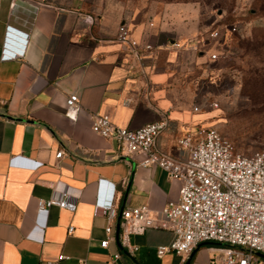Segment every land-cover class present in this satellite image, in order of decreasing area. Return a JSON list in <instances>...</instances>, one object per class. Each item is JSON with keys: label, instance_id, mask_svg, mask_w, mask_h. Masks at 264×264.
<instances>
[{"label": "crops", "instance_id": "obj_1", "mask_svg": "<svg viewBox=\"0 0 264 264\" xmlns=\"http://www.w3.org/2000/svg\"><path fill=\"white\" fill-rule=\"evenodd\" d=\"M171 12L150 18L125 0H0V55L7 28L28 33L23 56L0 58V264H113L116 252L115 264H171L172 252L156 255L174 236L167 228L131 234L138 249L129 253L115 237L116 221L101 246L106 219L93 215L100 178L114 187L117 213L143 204L160 209L181 182L158 165L139 164V154H123L113 139L92 131L90 119L108 113L116 124L138 127L166 118L155 147L184 159L177 139L205 122L191 104L190 61L196 64L197 55L212 62L190 48L198 33L192 38L176 29L166 18ZM85 15L92 22H83ZM121 23L140 43L152 44V51L141 50L142 62L116 40ZM8 36L10 45L19 44ZM71 92L82 107L76 120L65 115ZM55 188L74 195L75 209H37ZM203 252L194 264L209 257Z\"/></svg>", "mask_w": 264, "mask_h": 264}, {"label": "built area", "instance_id": "obj_2", "mask_svg": "<svg viewBox=\"0 0 264 264\" xmlns=\"http://www.w3.org/2000/svg\"><path fill=\"white\" fill-rule=\"evenodd\" d=\"M83 22H92L90 15ZM245 23L217 26L197 37L190 48L207 52L210 62L218 58V50L228 33L242 35ZM7 28L0 58L3 60L23 56L28 33ZM8 35L19 39L18 45ZM116 40L129 47L139 60L147 55L141 50L152 51L151 43H140L126 23L119 24ZM177 46L178 43H175ZM217 107L218 102L206 97L199 98L193 105L194 111L202 107ZM82 107L76 92L65 97V115L76 120ZM91 129L105 138L113 139L125 155H141L139 164L158 165L170 178L179 179L181 184L175 198L169 199L157 210L147 205L128 206L122 209L117 240L129 253L138 249L131 242V234L143 233L148 227H161L173 232L172 240L156 247V255L162 257L167 252L179 256L178 264H183L192 250L203 241H214L226 245L219 253L211 251L201 264H264L256 252L264 253V151L250 154L239 152L233 143L216 127L197 123L189 127L177 139L178 148L185 152L184 159L158 151L155 139L168 125L166 118L146 122L138 127L119 125L112 121L108 113L90 114ZM62 149L56 152L61 157ZM58 205L75 209V197L64 189H53L52 194L39 198L37 209H47ZM93 215H103L106 236L101 246H107L112 235L113 222L117 221L116 197L112 184L100 178L97 196L93 205ZM72 226L68 231H72ZM116 252L111 258L119 257ZM67 257L60 254L58 259ZM82 264H86L83 262Z\"/></svg>", "mask_w": 264, "mask_h": 264}, {"label": "rangeland", "instance_id": "obj_3", "mask_svg": "<svg viewBox=\"0 0 264 264\" xmlns=\"http://www.w3.org/2000/svg\"><path fill=\"white\" fill-rule=\"evenodd\" d=\"M125 1L150 18L162 19L165 8L172 11L166 18L176 29L184 30L192 38L198 33L188 44L217 26L245 23L242 35L226 34L215 62L209 63L205 56L197 55L196 64L189 60V78L194 85L191 104L201 97L216 100L217 107L195 111L205 115V122L201 123L216 127L239 152L264 151V0ZM173 7H179L177 15L173 14ZM225 246L214 241L201 243L197 253H219ZM168 260L176 264L179 256L173 254ZM189 264H194V259Z\"/></svg>", "mask_w": 264, "mask_h": 264}, {"label": "water", "instance_id": "obj_4", "mask_svg": "<svg viewBox=\"0 0 264 264\" xmlns=\"http://www.w3.org/2000/svg\"><path fill=\"white\" fill-rule=\"evenodd\" d=\"M121 211H122V209H120V211L118 212V215H117V222H116V229H115V237H116V239L118 238V235H119V223H120ZM209 242H212V241H203L201 243H209ZM199 245L192 250V252L190 253L189 257L186 259L184 264H189L191 255L198 249ZM256 254L259 255L260 257L264 258V253L256 252Z\"/></svg>", "mask_w": 264, "mask_h": 264}, {"label": "trees", "instance_id": "obj_5", "mask_svg": "<svg viewBox=\"0 0 264 264\" xmlns=\"http://www.w3.org/2000/svg\"><path fill=\"white\" fill-rule=\"evenodd\" d=\"M196 253H197V250L191 255L190 262L193 260V258L195 257Z\"/></svg>", "mask_w": 264, "mask_h": 264}, {"label": "flooded vegetation", "instance_id": "obj_6", "mask_svg": "<svg viewBox=\"0 0 264 264\" xmlns=\"http://www.w3.org/2000/svg\"><path fill=\"white\" fill-rule=\"evenodd\" d=\"M189 257V256H188Z\"/></svg>", "mask_w": 264, "mask_h": 264}]
</instances>
